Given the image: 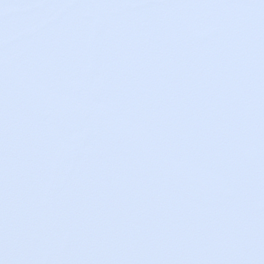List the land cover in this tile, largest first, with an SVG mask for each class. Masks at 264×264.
Returning a JSON list of instances; mask_svg holds the SVG:
<instances>
[{
  "label": "snow or ice",
  "instance_id": "snow-or-ice-1",
  "mask_svg": "<svg viewBox=\"0 0 264 264\" xmlns=\"http://www.w3.org/2000/svg\"><path fill=\"white\" fill-rule=\"evenodd\" d=\"M0 264H264V0H0Z\"/></svg>",
  "mask_w": 264,
  "mask_h": 264
}]
</instances>
